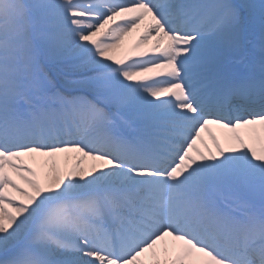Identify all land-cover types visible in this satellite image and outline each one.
I'll list each match as a JSON object with an SVG mask.
<instances>
[{"label": "snow or ice", "instance_id": "snow-or-ice-1", "mask_svg": "<svg viewBox=\"0 0 264 264\" xmlns=\"http://www.w3.org/2000/svg\"><path fill=\"white\" fill-rule=\"evenodd\" d=\"M0 264H264V0H0Z\"/></svg>", "mask_w": 264, "mask_h": 264}, {"label": "bare ground", "instance_id": "bare-ground-1", "mask_svg": "<svg viewBox=\"0 0 264 264\" xmlns=\"http://www.w3.org/2000/svg\"><path fill=\"white\" fill-rule=\"evenodd\" d=\"M147 24V21L142 22L141 26L137 29H134L131 33L126 35L123 40L120 42V45L118 48L113 49L111 54L116 56V57H123L125 55L130 54L133 50V46L138 39V37L141 35L143 32V29L145 25ZM151 46V42L148 44L142 45L138 50H147ZM123 51H127L126 54H123ZM212 132L216 135L218 141L222 146H224L227 142L229 141V137L232 135V133H229L227 129H220L217 126H210ZM243 132L244 130H239ZM247 139V137H245ZM203 139L207 143L208 147L212 148L213 151H215V147L211 141V139L208 137L207 133L203 134ZM203 150V147H201ZM80 154L76 153H65V154H60L57 156L56 160L58 163V166L64 168L63 171H66L68 168H70L74 163H75V157L79 156ZM99 164L98 161H92L90 158L84 157L83 158V163L82 167L87 169L89 168L92 164Z\"/></svg>", "mask_w": 264, "mask_h": 264}, {"label": "rangeland", "instance_id": "rangeland-1", "mask_svg": "<svg viewBox=\"0 0 264 264\" xmlns=\"http://www.w3.org/2000/svg\"><path fill=\"white\" fill-rule=\"evenodd\" d=\"M253 2H256V3H259V0H254ZM200 146H202V145H200ZM230 146V145H229ZM64 169L63 168H61V171H63Z\"/></svg>", "mask_w": 264, "mask_h": 264}]
</instances>
